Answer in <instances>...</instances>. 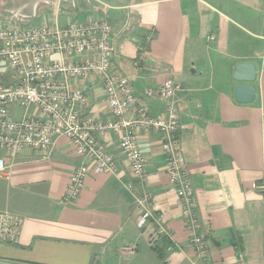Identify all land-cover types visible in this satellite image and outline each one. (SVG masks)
I'll list each match as a JSON object with an SVG mask.
<instances>
[{
  "label": "crops",
  "instance_id": "1",
  "mask_svg": "<svg viewBox=\"0 0 264 264\" xmlns=\"http://www.w3.org/2000/svg\"><path fill=\"white\" fill-rule=\"evenodd\" d=\"M49 4L62 25L95 17L111 23V70L129 78L151 113H162L166 102L146 97V88L169 78L181 85L175 96L179 136L207 256L197 254L186 231L160 132L139 134L147 157L139 178L120 150L119 133L94 130L115 156L114 172L99 171L64 134L47 152L25 148L7 157L8 174L0 177V214H6L0 264H264V192L257 188L264 183V0H0V25L12 17L22 25L49 22L36 18ZM244 60L258 68L250 103L234 93L233 70ZM77 86L90 99L84 115L114 118L99 75ZM19 106L9 107L16 119L40 114L36 106L17 112ZM126 117L137 112L128 110ZM82 163L88 166L85 186L76 200L63 203ZM144 210L151 216L140 227ZM159 226L170 236H155Z\"/></svg>",
  "mask_w": 264,
  "mask_h": 264
},
{
  "label": "built area",
  "instance_id": "2",
  "mask_svg": "<svg viewBox=\"0 0 264 264\" xmlns=\"http://www.w3.org/2000/svg\"><path fill=\"white\" fill-rule=\"evenodd\" d=\"M13 20L12 17L9 23L0 25V177L8 174L7 157L13 152L25 148L47 152L61 134L69 138L78 154L91 158L99 171L114 172V154L93 133L113 130L119 133L120 150L128 159L131 171L144 178L147 157L140 146L139 134L156 130L162 136L166 170L180 200L186 231L197 254L206 258L207 241L179 136L181 118L175 96L181 85L169 78L159 86L146 88V97L162 98L166 102L162 113H151L148 104L139 103L129 78L111 70L115 46L113 28L106 18L72 20L66 25L60 24L57 15L49 22L29 25ZM210 39L214 40L215 36L211 35ZM140 58L135 60V65H140ZM93 75L103 80L113 119L100 120L83 114L90 103L89 95L73 85ZM11 105L23 106L26 112L30 106H36L40 114L26 113L16 119L10 112ZM128 110H135L137 117L127 118ZM87 172L85 163L74 169L63 203L79 197ZM257 188L264 192V183H258ZM150 216L151 212L144 210L138 225H146ZM5 217V213L0 214V234L5 233ZM169 234L159 226L155 236Z\"/></svg>",
  "mask_w": 264,
  "mask_h": 264
},
{
  "label": "water",
  "instance_id": "3",
  "mask_svg": "<svg viewBox=\"0 0 264 264\" xmlns=\"http://www.w3.org/2000/svg\"><path fill=\"white\" fill-rule=\"evenodd\" d=\"M233 75L238 82L234 89L236 100L242 103L253 102L257 96L254 84L258 76L257 64L253 61H240L235 65Z\"/></svg>",
  "mask_w": 264,
  "mask_h": 264
},
{
  "label": "rangeland",
  "instance_id": "4",
  "mask_svg": "<svg viewBox=\"0 0 264 264\" xmlns=\"http://www.w3.org/2000/svg\"><path fill=\"white\" fill-rule=\"evenodd\" d=\"M48 5V4H47ZM54 5H52V4H49V6H48V10H46V11H44V13L43 12H40L39 13V16H37L36 18H37V21H43L42 19H41V17H43L44 15H45V17H47V18H50V19H54L55 18V15H54ZM70 22V21H69ZM16 111L17 112H24L25 111V108L22 106V107H17V109H16ZM205 235V234H204ZM205 239H206V241H207V238H206V236H205Z\"/></svg>",
  "mask_w": 264,
  "mask_h": 264
}]
</instances>
